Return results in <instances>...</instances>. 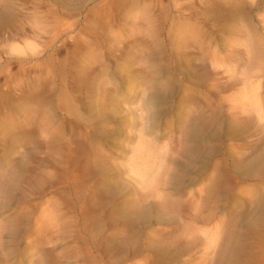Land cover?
Instances as JSON below:
<instances>
[{
    "label": "rangeland",
    "instance_id": "obj_1",
    "mask_svg": "<svg viewBox=\"0 0 264 264\" xmlns=\"http://www.w3.org/2000/svg\"><path fill=\"white\" fill-rule=\"evenodd\" d=\"M0 264H264V0H0Z\"/></svg>",
    "mask_w": 264,
    "mask_h": 264
},
{
    "label": "bare ground",
    "instance_id": "obj_2",
    "mask_svg": "<svg viewBox=\"0 0 264 264\" xmlns=\"http://www.w3.org/2000/svg\"><path fill=\"white\" fill-rule=\"evenodd\" d=\"M202 109V108H201ZM201 109H200V112L198 113V115L196 116V117H192L191 118V123H194L193 125L195 126V127H197V126H199L198 124L201 122H203V120H204V122H205V114H204V112L203 111H201ZM203 110V109H202ZM243 110V109H242ZM243 112V111H242ZM203 117H204V119H203ZM260 118V117H259ZM261 120H262V117H261ZM194 128V127H193ZM199 128V127H198ZM195 130V129H194ZM48 134V133H47Z\"/></svg>",
    "mask_w": 264,
    "mask_h": 264
}]
</instances>
